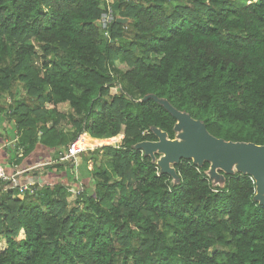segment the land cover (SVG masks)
<instances>
[{"label": "trees", "instance_id": "trees-1", "mask_svg": "<svg viewBox=\"0 0 264 264\" xmlns=\"http://www.w3.org/2000/svg\"><path fill=\"white\" fill-rule=\"evenodd\" d=\"M176 113L264 147V0H0L3 151L55 152L32 192L0 185V264H264L252 174L144 152Z\"/></svg>", "mask_w": 264, "mask_h": 264}, {"label": "water", "instance_id": "water-1", "mask_svg": "<svg viewBox=\"0 0 264 264\" xmlns=\"http://www.w3.org/2000/svg\"><path fill=\"white\" fill-rule=\"evenodd\" d=\"M118 8L119 3H116L115 9L118 10ZM117 21L119 23H126L127 19L119 18ZM176 116L179 118V123L183 125L182 128L187 131L190 139L185 144H169L171 151L166 161L167 159L176 157L182 159L181 157L189 155H193L197 163H203L205 160L216 158L230 164L235 159H241V169L254 176L257 180L258 187L260 186V190L264 193V147L251 144L239 145L225 143L206 135L199 123L188 120L177 113ZM146 145L144 144V146ZM148 147L150 148L151 145H148ZM164 170L167 172L171 171L168 169ZM257 199H261L260 195ZM260 203L264 204V200H261Z\"/></svg>", "mask_w": 264, "mask_h": 264}, {"label": "rangeland", "instance_id": "rangeland-1", "mask_svg": "<svg viewBox=\"0 0 264 264\" xmlns=\"http://www.w3.org/2000/svg\"><path fill=\"white\" fill-rule=\"evenodd\" d=\"M234 1H236L237 3H240V4L246 2V0H234ZM118 66L120 68H122V69H126L127 68L126 65H125V63H119ZM67 109H68V107H67V105H65V106H62L61 109H58V110L60 112H66ZM8 130L9 131H12V127H9ZM189 139L190 138L187 135V131L184 128H181L179 130L178 135H177V138L175 140H172V141L169 140L163 134H159V140L157 142L150 143V144H147L146 146H144V152H146L149 156H155V155H158L159 156V158L157 160V164H158V166H159V168L161 170L168 169V170L173 171L174 170V165H175V163L178 160H180L179 159L180 157L179 158H177V157L176 158H170V159H167V161H166V158H168V156H170L169 154H170V151H171L169 149V144H173V145H176V144H185V143H187L189 141ZM148 145H151V147L149 148ZM95 148H96V146L90 147V149H92V150L95 149ZM172 151H174V150H172ZM4 153H6L8 155V152L7 151H4ZM181 158H191L194 161H196L193 155H189V156H186V157L184 156V157H181ZM14 159H15V156L14 155H11L10 158L7 161H8V163H11L13 165ZM67 161H65V162H67ZM205 161H209L211 163V171H210L209 174H210V176H212V178H216L218 172H224V173H236V172L246 173V171H243L241 169V163H242L241 162L242 161L241 159H235L230 164H227L223 160L216 159V158H213L212 160H205ZM65 162H63V163H65ZM11 164H9V165H11ZM78 170L79 169L76 168V173L78 172ZM91 185H92V187H95L94 186V183L91 184ZM69 186L70 187H73V189L76 188V185L74 184L73 181H71V183H70ZM79 188L81 189V187H79ZM73 191H74V194H72L68 198V201L71 204L74 203V201L76 200V196L78 194V191H76L75 189ZM259 195H260V198H261V199H259V202H261V200H264L263 199L264 193L260 190V186L259 187L257 186V195H256V197L258 198ZM6 246H7L6 245V239H4V238L2 239L0 237V250H4L6 248Z\"/></svg>", "mask_w": 264, "mask_h": 264}, {"label": "crops", "instance_id": "crops-1", "mask_svg": "<svg viewBox=\"0 0 264 264\" xmlns=\"http://www.w3.org/2000/svg\"><path fill=\"white\" fill-rule=\"evenodd\" d=\"M62 106L65 105H61L59 109H61ZM10 127H12V131H9L8 129L6 130L7 123L0 128V155L3 163L6 164L5 167L7 172L14 173L15 171L22 173L20 175L21 182L33 183L35 180L43 182V179L40 178V176L43 175L41 169H44L45 166L54 163L53 159H55V152H49L47 149H40L39 146H37L36 150L32 154L23 159L21 165L14 166L15 161H13V165L8 163L7 160L15 153L12 150V153L7 155L3 150L6 148L10 149V147L14 148L21 135L14 129L13 125ZM4 147L5 149H3Z\"/></svg>", "mask_w": 264, "mask_h": 264}, {"label": "built area", "instance_id": "built-area-1", "mask_svg": "<svg viewBox=\"0 0 264 264\" xmlns=\"http://www.w3.org/2000/svg\"><path fill=\"white\" fill-rule=\"evenodd\" d=\"M112 2H113V0H108V4H112ZM113 19H114V16L112 15V9L110 8V13L103 16L102 26L104 28H107V25L110 22H112ZM9 101H11V99H9ZM75 154H68L66 157L61 159V162H65V161L69 160L70 158H72V156L74 157ZM23 155H24V152L21 149H18L16 151L17 159H22L24 157ZM21 174L22 173H20V172H14V173L7 172L6 167H5V165L1 159V155H0V185H3L4 189L11 190L14 188H21L22 191L30 190V187L34 183L22 184L21 180H20ZM30 191L32 192V190H30Z\"/></svg>", "mask_w": 264, "mask_h": 264}, {"label": "clouds", "instance_id": "clouds-1", "mask_svg": "<svg viewBox=\"0 0 264 264\" xmlns=\"http://www.w3.org/2000/svg\"><path fill=\"white\" fill-rule=\"evenodd\" d=\"M73 158V157H72ZM69 161V160H68ZM65 163H67V162H65ZM254 177V176H253ZM255 180V179H254ZM256 181V180H255ZM257 182V181H256ZM257 194V193H256Z\"/></svg>", "mask_w": 264, "mask_h": 264}]
</instances>
